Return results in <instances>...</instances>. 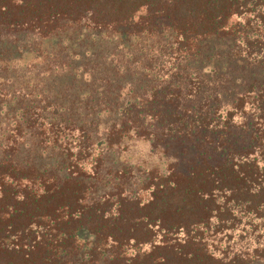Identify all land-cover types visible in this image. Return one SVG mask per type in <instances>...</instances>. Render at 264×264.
<instances>
[{
	"label": "trees",
	"instance_id": "16d2710c",
	"mask_svg": "<svg viewBox=\"0 0 264 264\" xmlns=\"http://www.w3.org/2000/svg\"><path fill=\"white\" fill-rule=\"evenodd\" d=\"M0 264H264V0H0Z\"/></svg>",
	"mask_w": 264,
	"mask_h": 264
},
{
	"label": "rangeland",
	"instance_id": "374dc122",
	"mask_svg": "<svg viewBox=\"0 0 264 264\" xmlns=\"http://www.w3.org/2000/svg\"><path fill=\"white\" fill-rule=\"evenodd\" d=\"M149 154H151L150 151V146L148 145L147 142H140L139 144L136 145V147L133 149L132 152H129V154L126 155V157L128 156L132 158V160L134 161H139V162H143V161H147L149 159ZM153 160H155V162L159 161V155L153 157ZM152 161H150L149 163H151Z\"/></svg>",
	"mask_w": 264,
	"mask_h": 264
}]
</instances>
